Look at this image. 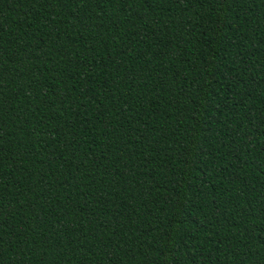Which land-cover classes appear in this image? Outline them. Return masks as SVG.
I'll return each instance as SVG.
<instances>
[{"label":"trees","instance_id":"obj_1","mask_svg":"<svg viewBox=\"0 0 264 264\" xmlns=\"http://www.w3.org/2000/svg\"><path fill=\"white\" fill-rule=\"evenodd\" d=\"M0 264H264V0H0Z\"/></svg>","mask_w":264,"mask_h":264}]
</instances>
